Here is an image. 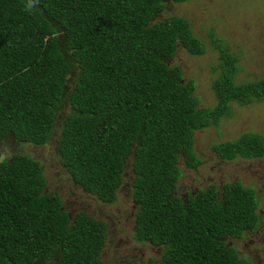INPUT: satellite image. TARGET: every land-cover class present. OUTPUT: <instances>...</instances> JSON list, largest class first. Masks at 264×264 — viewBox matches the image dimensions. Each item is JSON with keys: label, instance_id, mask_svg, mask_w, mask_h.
Wrapping results in <instances>:
<instances>
[{"label": "trees", "instance_id": "trees-1", "mask_svg": "<svg viewBox=\"0 0 264 264\" xmlns=\"http://www.w3.org/2000/svg\"><path fill=\"white\" fill-rule=\"evenodd\" d=\"M166 0H0V140L46 144L64 103L55 154L83 193L110 204L129 159L132 239L158 247L146 264H250L228 239L260 224L251 187L208 184L180 195L177 162L194 169L193 133L230 117L232 105L264 102V78L233 84L236 58L220 49L213 109L181 83L168 60L202 53L184 19L160 20ZM182 3L186 0H169ZM231 161L264 155L258 134L211 146ZM105 223L72 214L42 167L17 151L0 161V264H103ZM227 240V241H226Z\"/></svg>", "mask_w": 264, "mask_h": 264}, {"label": "rangeland", "instance_id": "rangeland-1", "mask_svg": "<svg viewBox=\"0 0 264 264\" xmlns=\"http://www.w3.org/2000/svg\"><path fill=\"white\" fill-rule=\"evenodd\" d=\"M164 3L156 20L169 16L184 19L192 36L202 45V53L197 56L178 49L167 62L169 66L179 68L182 84L189 81L193 84L192 95L197 98L198 107L213 109L216 104L210 85L220 77L217 44L236 58L233 84L264 78V0H186L182 3L166 0ZM68 113L69 108L64 103L46 144L37 147L23 143L15 151L21 150L39 163L46 190L56 191L66 210L72 214L84 212L105 223V243L100 252L103 264H146L148 259L159 261L161 250L158 247L139 244L132 239L134 206L128 190L129 159L125 163L122 184L110 204L83 193L58 165L56 141L62 118ZM243 134H258L264 145V102L244 107L232 105L231 116L220 118L216 127L195 131L192 151L199 163L194 169H186L181 159L178 160L180 175L175 191L181 196L186 190L194 192L208 184L220 188L233 181L251 187L257 199L260 224L253 234L226 241L239 258L250 264H264V155L259 159L225 161L217 159L211 149L213 144L234 141ZM2 158L0 155V161ZM34 264L53 262L37 261Z\"/></svg>", "mask_w": 264, "mask_h": 264}, {"label": "water", "instance_id": "water-1", "mask_svg": "<svg viewBox=\"0 0 264 264\" xmlns=\"http://www.w3.org/2000/svg\"><path fill=\"white\" fill-rule=\"evenodd\" d=\"M8 141V143L10 145L14 144V141L12 139L11 134H8L6 137H4L3 139L0 140V154L7 160L10 161V159L12 158V156L15 154L14 150H16L18 148V146L15 147V149H13L11 146L7 145L6 142ZM23 144V143H21Z\"/></svg>", "mask_w": 264, "mask_h": 264}, {"label": "clouds", "instance_id": "clouds-1", "mask_svg": "<svg viewBox=\"0 0 264 264\" xmlns=\"http://www.w3.org/2000/svg\"><path fill=\"white\" fill-rule=\"evenodd\" d=\"M34 3H35V0H28V4L26 5V7L30 10L34 6Z\"/></svg>", "mask_w": 264, "mask_h": 264}, {"label": "flooded vegetation", "instance_id": "flooded-vegetation-1", "mask_svg": "<svg viewBox=\"0 0 264 264\" xmlns=\"http://www.w3.org/2000/svg\"><path fill=\"white\" fill-rule=\"evenodd\" d=\"M6 144L9 145V146H11L13 149H15L16 146H19V145H20V143H14L13 145H10V144L8 143V141L6 142ZM14 152L16 153L15 150H14ZM253 233H254V232H252V233H246V234L251 235V234H253Z\"/></svg>", "mask_w": 264, "mask_h": 264}]
</instances>
